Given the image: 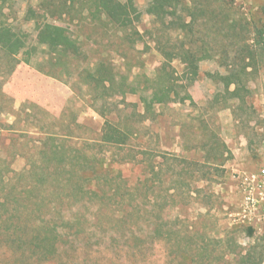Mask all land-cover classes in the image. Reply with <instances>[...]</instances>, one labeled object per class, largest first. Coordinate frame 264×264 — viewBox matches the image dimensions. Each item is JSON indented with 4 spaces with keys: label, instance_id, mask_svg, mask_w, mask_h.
<instances>
[{
    "label": "rangeland",
    "instance_id": "rangeland-1",
    "mask_svg": "<svg viewBox=\"0 0 264 264\" xmlns=\"http://www.w3.org/2000/svg\"><path fill=\"white\" fill-rule=\"evenodd\" d=\"M54 1L57 5L66 4L70 10L62 15H51L41 7L40 0H0V22L7 21L16 31L25 33L28 46L36 48L31 63L18 62L11 74L7 71L14 59L0 50L1 169L5 171L10 165L19 172L32 160L41 162L37 152L49 135H63L69 151L80 148L89 153L97 152L99 156L105 152L107 176L115 180L120 174L121 181H115L123 188L139 185L138 192H145L142 183L151 176L148 161H142L141 150L155 155L166 151L205 163L201 172L192 171L194 176L189 186L180 191L170 186L172 171L164 167L167 181L154 180V192H191V197L187 204L156 209L153 225H162L166 220L168 226L177 228L181 220L193 240L209 245L206 250L201 249L197 259L203 253L216 258L224 256V261L218 264H235L250 244L264 237V184L260 182L264 169V63L248 79L245 88L240 89L242 100L233 97L234 84L225 88L211 74H225L238 47L252 42V30L264 27V0H236L227 10V25L219 24L223 29L217 28V20L199 17V41L209 43L207 47L212 52H226L230 57L225 60L217 55L200 61L199 76L188 87L191 99L179 102L172 94H162L156 104V119L137 123V117L127 115L133 110L142 111L139 93L125 96L126 102L131 104L128 106L122 102V96L109 98L105 110L114 108L116 111L108 117L117 120L120 116L122 122L132 123L139 133L129 145H103L102 149L99 139L104 118L95 105L103 107V100L93 103L91 88L79 77V72L110 68L119 79L126 77L129 82H139L143 76L155 77L164 67V58L154 39L158 22L146 12L150 0H133L142 16L135 27L128 29L117 28L105 20H91L86 11L80 12L78 0ZM44 20L66 26L78 39L81 54L77 58H57L43 52L44 45L37 40L36 22ZM234 20L237 29L226 30ZM172 64L177 73H181L183 65L177 60ZM243 64L238 61L235 65ZM66 134L70 137H65ZM129 152L136 155L137 161H121ZM15 182L14 177L12 183ZM5 189L0 184V202L4 192L9 191V182ZM92 205L89 211L96 210V202ZM106 210L111 211L104 208L99 220L85 221L86 226L97 223L102 228L125 226L121 217H109L110 212ZM249 227L254 229L253 236H249ZM176 250L170 241L155 238L145 257L150 264H178L180 257ZM81 255H85L84 250ZM184 257L190 260L189 255ZM5 258H9V252L0 242V259Z\"/></svg>",
    "mask_w": 264,
    "mask_h": 264
},
{
    "label": "trees",
    "instance_id": "trees-1",
    "mask_svg": "<svg viewBox=\"0 0 264 264\" xmlns=\"http://www.w3.org/2000/svg\"><path fill=\"white\" fill-rule=\"evenodd\" d=\"M78 1L80 12L86 11L88 18L97 22L105 20L120 29L135 27L142 16L133 0ZM235 1L150 0L146 12L155 16L158 22V26L154 27V39L164 58L162 70L153 78L143 76L139 82H129L126 77L119 79L110 68L79 72V77L91 88L93 103L103 100L101 108L94 104L96 111L104 118L99 139L101 149L103 145H129L139 133L132 123L122 122L120 116L117 120L108 117L109 113L116 111L114 108L105 110L104 105L107 106L109 98L122 96V102L128 106L131 104L126 102L125 96L139 93L142 111L133 110L127 117H137V123L154 120L158 115L156 104L162 94H172L179 102L191 99L188 87L199 76L201 60L217 55L220 59H229L226 52H212L207 47L209 43L199 41L198 21L200 16H207V20H217V28L223 29L219 24L225 26L229 22L227 10ZM40 5L51 15H62L70 10L66 4L57 5L54 0H40ZM33 14L36 15V12ZM234 21L226 30L237 29ZM36 23L37 40L44 45V53L57 55V58H77L81 54L80 42L66 26L46 20ZM252 32V42L238 47L239 50L231 57L232 64H227V72L211 74L225 88L234 84L232 95L239 97V100L243 99L240 89L245 88L248 79L264 63V27H256ZM35 49L28 46L25 33L16 31L7 21L0 22V50L14 59L8 74L20 61L31 63ZM19 55H23V58H17ZM174 60L183 65L181 73H177L173 66ZM238 61L244 64L237 67L235 64ZM63 137L47 136V141L41 144L43 147L40 146L37 152L42 158L41 162L32 160L19 172L10 165L3 171L0 164V184L4 191L9 182V191L4 192L3 201L0 202V242L9 252V258L0 259V264H150L145 253L155 238L170 241L176 246V255L180 257L178 264H218L224 261V256L216 258L203 253L197 259L201 249L209 245L193 240L192 234L185 232L181 220L177 228L168 226L166 220L162 225H153L156 209L163 210L165 206L177 203L187 204L191 197V192H154V180L167 181L164 167L172 171L170 186L180 191L189 186V180L194 176L192 171H200L205 163L166 151L155 155L141 150L142 161H148L147 168L151 175L142 183L145 192H138L139 185L132 188L125 185L124 188H128L122 190V184L115 181H121L120 174L115 180L106 174L105 152L100 156L97 152L89 153L80 148H72L71 152L66 148ZM65 137L70 136L66 134ZM131 153L121 161H137L136 155ZM8 173L11 176L8 177ZM14 177L16 182L12 183ZM106 185L108 188L105 190L101 188ZM93 202H96L97 208L89 211ZM104 208L111 210H106L110 212L109 217H121L125 226L102 228L97 223L87 227L85 221L99 220ZM177 218L180 219L179 216ZM248 233L253 236L254 229L249 227ZM82 250L85 255L80 257ZM94 253L96 256L93 257ZM108 253L112 255H106ZM187 255L190 260L185 259ZM263 263L264 237L250 244L246 253L235 261V264Z\"/></svg>",
    "mask_w": 264,
    "mask_h": 264
},
{
    "label": "built area",
    "instance_id": "built-area-1",
    "mask_svg": "<svg viewBox=\"0 0 264 264\" xmlns=\"http://www.w3.org/2000/svg\"><path fill=\"white\" fill-rule=\"evenodd\" d=\"M260 178H261L260 182L264 184V169L262 170V174L260 175ZM248 199H250V197H248Z\"/></svg>",
    "mask_w": 264,
    "mask_h": 264
}]
</instances>
